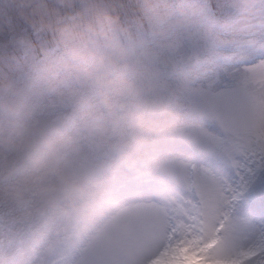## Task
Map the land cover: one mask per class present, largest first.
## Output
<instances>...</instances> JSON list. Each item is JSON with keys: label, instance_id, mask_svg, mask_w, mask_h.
Returning <instances> with one entry per match:
<instances>
[{"label": "snow or ice", "instance_id": "snow-or-ice-1", "mask_svg": "<svg viewBox=\"0 0 264 264\" xmlns=\"http://www.w3.org/2000/svg\"><path fill=\"white\" fill-rule=\"evenodd\" d=\"M45 7L75 15L88 5L73 0ZM99 7L167 59L166 65L154 59L152 67L156 91L174 113L210 114L204 123L206 150L193 152L178 144L165 162L197 175L219 173L233 189L264 182V0H104ZM148 9L163 12L165 18L155 27L167 36L166 45L154 31L139 30L137 21ZM0 14L14 18L11 33L0 36V71L27 86L36 115L79 145L86 162L96 165L110 183L119 205L117 218L91 237L54 232L38 236L19 226L0 205V264H184L190 256L197 264H264V204H248L261 223L219 228L213 242L200 237L191 243L174 241L167 237V228L156 227L147 187L92 145L71 99L57 100L47 90L48 82L55 81L71 97L94 102V84L62 67L47 33L30 28L8 0L0 3ZM179 153H187L188 159H178Z\"/></svg>", "mask_w": 264, "mask_h": 264}, {"label": "clouds", "instance_id": "clouds-1", "mask_svg": "<svg viewBox=\"0 0 264 264\" xmlns=\"http://www.w3.org/2000/svg\"><path fill=\"white\" fill-rule=\"evenodd\" d=\"M88 7L70 24L56 29L54 43L63 48L65 62L80 60L89 69L107 61H126L144 46L138 32L118 22L99 7L97 0H86ZM99 39L102 47H89ZM126 91L131 82L123 81ZM51 94L62 100L56 87ZM111 109V105H106ZM161 113L166 106L156 104ZM88 130V125L83 126ZM99 151L110 153L138 181L160 168V162L139 143L122 133L105 138L89 137ZM108 181L87 163L79 145L61 133L50 120L36 115L27 98V86L0 71V205L23 227L39 232L48 228L60 235L91 237L117 218L119 205L107 190Z\"/></svg>", "mask_w": 264, "mask_h": 264}, {"label": "rangeland", "instance_id": "rangeland-1", "mask_svg": "<svg viewBox=\"0 0 264 264\" xmlns=\"http://www.w3.org/2000/svg\"><path fill=\"white\" fill-rule=\"evenodd\" d=\"M56 16L59 14L56 13ZM164 18L162 14L150 25V30L155 32L161 45H166L168 38L155 25ZM26 23L39 31L31 19ZM133 54H136L135 59H132ZM154 59H158L161 64H168L165 57L157 56L144 45L126 61H114L115 68L107 61L100 67L90 68L93 74L89 76L84 72L82 61L71 60L66 63L64 55L59 54L58 62L62 67L75 70L81 79L94 84L96 99L88 102L71 97L55 81L48 82L47 90L50 92L54 86L64 93L62 100L71 99L82 126L88 125L89 137L105 138L122 133L126 139L141 144L144 150L157 158L160 168L140 182L147 187L152 197L149 202L152 204L151 222L158 228H167L169 239L191 243L200 237L213 242L219 228L232 230L258 225L262 221L248 208V204L249 201L257 206L264 204V182L257 180L233 189L229 180L219 173L197 175L177 163L165 162L173 157L172 149L178 144L193 152H204L207 148L204 123L211 117L210 114L186 117L172 111L156 91V73L152 67ZM122 80L131 82L133 91H126ZM156 104L166 106V111H158ZM106 105H111V109ZM101 152L107 153L121 169L132 175L110 153ZM176 157L186 161L188 154L179 153ZM107 190L117 203L110 183L107 184ZM3 210L8 213L7 208ZM23 228L38 236L53 232L46 227L39 232ZM184 264H197V260L190 256Z\"/></svg>", "mask_w": 264, "mask_h": 264}, {"label": "trees", "instance_id": "trees-1", "mask_svg": "<svg viewBox=\"0 0 264 264\" xmlns=\"http://www.w3.org/2000/svg\"><path fill=\"white\" fill-rule=\"evenodd\" d=\"M2 2L3 0H0V3ZM72 2L73 0H8V3L15 6L19 10V15L22 17L24 22L31 19L39 29V32L47 33L48 43L58 48L59 54H63V48L60 45L54 43L56 29L58 27H62L65 24L72 23L77 18L78 13L75 15L61 13L45 6L49 5L50 3H56L66 6L70 5ZM83 2L86 3V0H83ZM103 2L104 0H97V3L99 4ZM141 2L145 4H151L156 2V0H141ZM56 13H58L59 16H56ZM162 14V11L148 9L144 18L137 21L139 30L151 31V22ZM70 18L73 19L70 20ZM60 21H63V23H61ZM13 27L14 18L10 20L9 18H6L2 14H0V36H3L5 33H11ZM131 30L133 32H137L133 29ZM93 46L98 48L102 47V42L99 39L89 41V47Z\"/></svg>", "mask_w": 264, "mask_h": 264}]
</instances>
